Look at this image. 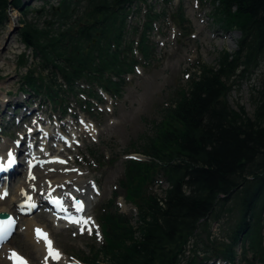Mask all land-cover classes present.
<instances>
[{
    "label": "trees",
    "instance_id": "16d2710c",
    "mask_svg": "<svg viewBox=\"0 0 264 264\" xmlns=\"http://www.w3.org/2000/svg\"><path fill=\"white\" fill-rule=\"evenodd\" d=\"M210 2L218 26L240 33L237 49L220 53L213 66L199 62L187 85L176 87L162 104L159 118L148 121L150 131L119 155L117 161L126 156L124 173L99 209L101 246L78 258L86 264H203V251L235 264L240 242L249 244L245 264H264V85L252 115L230 103L233 91L264 63V0ZM10 9L22 14L18 36L34 60L28 68L20 56L28 69L23 91L64 115L73 98L93 118V101L104 103L99 89L113 100L123 98L125 77L153 61L155 23L169 12L157 11L149 0H61L50 10L54 24L40 27L35 19L43 14L35 15L32 5L0 0V27L8 23ZM143 9L141 60L134 54L135 40L126 43L125 37L130 18ZM32 14L35 19L28 20ZM171 16L186 29L181 6ZM56 21L69 26L56 31ZM132 33L138 35V26ZM119 197L136 208L137 225L120 211ZM223 223L229 231L215 237L214 225Z\"/></svg>",
    "mask_w": 264,
    "mask_h": 264
},
{
    "label": "rangeland",
    "instance_id": "374dc122",
    "mask_svg": "<svg viewBox=\"0 0 264 264\" xmlns=\"http://www.w3.org/2000/svg\"><path fill=\"white\" fill-rule=\"evenodd\" d=\"M24 1L36 9L43 5L40 0ZM51 2L56 3L57 0ZM149 4L154 5L157 11H162L163 7H168L169 10L166 19L156 23L151 38L156 45L154 59L150 64L142 65L135 73L127 76L123 98L112 100L105 96L104 104L93 107L91 111L96 118L92 120L89 108L85 107L83 113L80 103L73 98H70L72 109L68 111V117L61 120L63 117L61 109L52 106L43 98L39 99L34 94L23 91L22 77L26 75L27 67L29 68L34 60L31 51L25 49L18 32L15 31L16 27L22 25L20 21L22 14L17 10H10L8 23L0 27V148L20 144V149H26L23 144L21 145L25 133L45 127L44 130L52 132L53 135H45L42 130L38 137L40 144L35 149L32 146V152L39 156L44 149L43 154L46 153L48 157L61 161L60 170L63 173L68 170L75 173L84 184V188L88 191L92 188L96 195L92 206L87 205L85 216L91 218L87 225L92 228L91 234L87 230L81 232V226L58 228L57 224L46 220L49 215L44 209L18 219L17 233L6 246L16 250L28 264H44L45 261L36 242L26 237L30 221L47 229L68 262H80L77 258L84 259L91 255L92 246H101L102 237L97 216L101 206L112 198L118 181L123 176L126 156L117 161L120 154L124 155L127 148L150 131L148 121L159 118L158 112L162 104L176 87L187 85L199 62L213 66L220 53L225 51L232 53L237 49L240 35L236 31L226 32L218 26L213 20L210 0H171L169 4L165 0H149ZM180 6L186 14L188 22L185 25L186 29L175 23L171 16ZM144 15L143 11L131 23L129 22L131 27L138 26L139 33L130 34L128 39L139 40ZM32 19H35L33 14L28 17V20ZM20 56L28 61L27 67L21 65ZM263 85L264 63L251 79L233 91L230 103L235 109L243 107L252 115L255 110L254 98ZM14 111L19 114L14 116ZM61 134L65 137L62 138ZM56 153L60 155L57 154L55 157ZM19 155L18 161L22 162V154ZM19 171L21 175L10 186L2 206L11 202L24 182L28 168L20 166ZM156 192L161 194L162 189L156 188ZM117 204L120 211L132 216V223L137 225L138 214L134 206L123 197L118 199ZM223 225L224 228H221ZM223 225H214L215 237L217 234L221 236L224 230L229 231V225L227 223ZM7 259L0 253V264H14ZM238 260L235 264H245L240 257ZM48 264L60 263L48 260Z\"/></svg>",
    "mask_w": 264,
    "mask_h": 264
},
{
    "label": "bare ground",
    "instance_id": "6f19581e",
    "mask_svg": "<svg viewBox=\"0 0 264 264\" xmlns=\"http://www.w3.org/2000/svg\"><path fill=\"white\" fill-rule=\"evenodd\" d=\"M236 36L239 37L238 34ZM237 37L232 38L237 39ZM44 128L42 127V129H37L35 131L30 130V133H25L23 139L21 140V145L23 144L26 149H20V146H16V144L9 145V148L6 149L7 151L3 149V147H7V145L0 148V153H3L5 150L7 155L9 152H11L13 157L22 154L21 157L24 158L23 162L20 165L22 167L27 166V162H29V170L24 182H22L11 202L7 203L6 206H2L4 203L3 193L5 192L6 188H10V186L18 180V177L21 174L14 173L11 175H7L4 188L0 189V197H2L0 198V213L9 214L14 218V222H17V220L21 218L20 215L34 211V207L27 206L28 203L38 205L40 208L45 209V204L47 203L46 199L49 195L63 196L66 200H72L74 202L76 200H79L80 202H84L89 206H92V201L95 200L93 198L96 197L95 192L92 191V188L89 191L84 188V184L79 181V178L75 175V173H72L70 170H68L66 173H63L60 170V168L62 167L60 166L61 161L56 158L48 157L46 153L43 154L44 149L41 150L39 156L35 155L34 152H30V156L29 154H27L29 148L33 146V149H35L36 146L40 144V138L38 137L40 135V132H42ZM44 134L48 136L53 135L52 132L45 130ZM54 156L57 157V154H55ZM32 177H35V179H33ZM29 197L31 198L30 201L28 200ZM53 219L57 222L58 228L64 229L68 226L57 217ZM46 220L49 222H53L49 216L46 217ZM37 228L42 229L48 234L49 238L52 241L53 248L58 250L61 254V258L58 261L53 260L51 257L49 258L50 261H57L60 264H81L78 261L68 262L66 256L62 253L54 238H52L47 232V229L37 223L30 221L27 225V233L25 232L26 237L33 239L36 242L43 257L47 255V249L43 240L37 242L34 231ZM22 234H24V232ZM15 235L16 233L14 234V236ZM9 248H7V246H4L0 250V253H2L5 258L13 261L9 258L12 252L11 248ZM14 251L16 252V250Z\"/></svg>",
    "mask_w": 264,
    "mask_h": 264
},
{
    "label": "snow or ice",
    "instance_id": "6c2138e0",
    "mask_svg": "<svg viewBox=\"0 0 264 264\" xmlns=\"http://www.w3.org/2000/svg\"><path fill=\"white\" fill-rule=\"evenodd\" d=\"M14 163V158L12 156V153L9 152L8 153V165L11 166V164ZM3 169V166L0 165V170ZM33 179H35V177H32ZM4 195H7V193L5 192ZM2 198V197H0ZM30 197L28 198V200L30 201ZM54 204H56L60 210L64 211L65 209L63 208V204L62 201L60 199H56L53 201ZM28 207H35L34 204L28 203L27 204ZM75 207L77 209L78 212H82L83 211V203L82 202H76ZM91 218H80V219H70V222L72 223H76L81 225V232L87 230L90 234L92 232V228L91 227H87V225L89 224ZM14 220L10 217L8 218L6 221H0V244H2L3 242H5L10 235L13 232L14 229ZM35 236L37 239V242H40L41 240L44 241L46 249H47V255L45 256V261L44 264H48V260L51 257L53 260H59L61 258V254L59 253L58 250L54 249L52 246V241L49 238L48 234L43 231L42 229H35ZM97 235H99L97 233ZM10 259H12L14 261V264H28V262L22 257L20 256V254L16 253L14 250H12L11 255L9 257Z\"/></svg>",
    "mask_w": 264,
    "mask_h": 264
},
{
    "label": "water",
    "instance_id": "95a60500",
    "mask_svg": "<svg viewBox=\"0 0 264 264\" xmlns=\"http://www.w3.org/2000/svg\"><path fill=\"white\" fill-rule=\"evenodd\" d=\"M20 30V27H16L15 31L18 32ZM238 34L240 35V33L238 32ZM8 215L7 214H0V218H7Z\"/></svg>",
    "mask_w": 264,
    "mask_h": 264
}]
</instances>
